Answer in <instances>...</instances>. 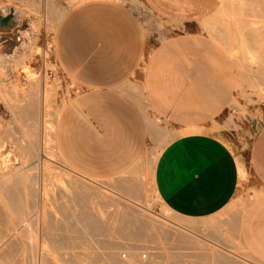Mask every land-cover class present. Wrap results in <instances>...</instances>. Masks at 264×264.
Here are the masks:
<instances>
[{
  "label": "rangeland",
  "instance_id": "obj_1",
  "mask_svg": "<svg viewBox=\"0 0 264 264\" xmlns=\"http://www.w3.org/2000/svg\"><path fill=\"white\" fill-rule=\"evenodd\" d=\"M86 7L113 8L132 21L139 47L131 61H119L116 22L108 18L86 24L92 41L76 61L65 25ZM178 14L199 21L195 38L188 24L173 21ZM167 36L181 46L158 60L164 69L157 72L156 102L148 90L151 42L156 47ZM99 54L108 82L83 76ZM173 81L178 86L170 89ZM0 86V208L9 214L0 209V264H112L110 252L123 242L152 256L151 264H219L225 257L264 264V160L257 153L264 133V0H0ZM91 97L105 109L106 123L95 120ZM37 107L40 141L28 116ZM79 116L94 131L103 168L73 157L69 141ZM191 132L222 137L240 165L234 199L207 218L173 212L155 184L164 149ZM12 183L22 202L15 213L3 192ZM84 205L107 225L105 235L79 219ZM194 221L198 228L189 226ZM56 236L68 246L54 248Z\"/></svg>",
  "mask_w": 264,
  "mask_h": 264
},
{
  "label": "crops",
  "instance_id": "obj_2",
  "mask_svg": "<svg viewBox=\"0 0 264 264\" xmlns=\"http://www.w3.org/2000/svg\"><path fill=\"white\" fill-rule=\"evenodd\" d=\"M106 8L105 10H98L96 7L83 8L80 15L73 14L65 25L68 42L78 49L76 61L87 54L92 41V34L86 24H97L104 18L116 22L113 43L119 61H131L133 50L137 52L139 46L137 43L133 45L132 21L123 12ZM173 21L188 24L192 37L197 36L200 29L198 20L181 19L178 14ZM166 38V41L160 38V44L156 47L155 42H151L154 54L148 63V90L153 97L152 100L156 102L160 101L157 97L161 96L157 84V72L164 69L163 64H159L158 60L163 52L169 50L173 53L179 52L181 46L180 40L168 36ZM103 60L101 54L94 57L91 63L83 68V76L87 80L108 82L110 69L104 67ZM171 69L178 72L180 67L172 64ZM177 82L173 81L170 89L178 86ZM91 98L94 104L91 109L95 120L106 123L108 118L105 109L100 108L96 98ZM119 107L126 109V102H120ZM77 117L69 141L76 163H80L83 167H105L101 150L93 149L96 143L94 131L84 117ZM257 153L264 160V133L257 145ZM240 179L237 156L222 137L209 132H191L176 136L160 155L155 170L156 189L166 206L173 212L190 218H207L223 210L234 199Z\"/></svg>",
  "mask_w": 264,
  "mask_h": 264
},
{
  "label": "bare ground",
  "instance_id": "obj_3",
  "mask_svg": "<svg viewBox=\"0 0 264 264\" xmlns=\"http://www.w3.org/2000/svg\"><path fill=\"white\" fill-rule=\"evenodd\" d=\"M256 21V20H255ZM260 22V21H259ZM1 92H2V90H1V86H0V94H1ZM3 94H4V92H3ZM2 94V95H3ZM44 102V101H43ZM34 107V106H33ZM34 108H36V107H34ZM29 109V113H28V116H29V118L31 119V121H32V123L34 124V127H35V129H34V133H35V131H37L36 130V128L37 129H39V123H38V107H37V109ZM31 127H33L32 125H31ZM40 127H42L41 129H42V134L44 135L45 134V131H46V127H47V125H46V120H45V118H43V120H42V123H41V126ZM29 129H31V128H29ZM32 130V129H31ZM31 130H29V132L31 131ZM28 132V131H27ZM28 132V133H29ZM32 133H33V130L31 131ZM30 132V133H31ZM37 132H39V131H37ZM36 135H37V133H35ZM30 136H31V134H29ZM36 135H34L36 138L35 139H38V141H40V132L38 133V138H37V136ZM30 138V137H29ZM32 142H33V140H32ZM33 144V143H32ZM40 144V143H39ZM39 144H35V145H39ZM33 146V148H34V144L32 145ZM33 152L34 151H36L35 149H33L32 150ZM39 151H40V148H39ZM35 153V152H34ZM36 154V153H35ZM243 172H244V170H243ZM4 176H5V174H4ZM2 177V176H1ZM0 177V178H1ZM3 178V177H2ZM2 180H4V179H2ZM2 180H0V183L2 182ZM245 182V181H244ZM15 183V182H14ZM14 183H12L11 185H8V186H6V189H4V187L5 186H2L3 187V189L5 190H3V192H5V197L7 198H5L7 201H8V203L10 204V206L8 205V204H6V201H4V203L6 204V205H8V207L10 208H12V209H14V210H12V212L14 211V213H15V209L16 210H21V208H22V202H21V199H20V196H19V193H18V191H17V185H15ZM18 183V182H17ZM247 184V183H246ZM1 186V185H0ZM79 186V185H78ZM81 186V185H80ZM80 186H79V188H80ZM242 186H243V184H242ZM1 187V188H2ZM85 188V187H84ZM1 191H2V189H1ZM243 192V191H242ZM4 194V193H3ZM80 194H81V192H80ZM92 194V193H91ZM85 195V194H84ZM3 196V195H2ZM0 197H1V194H0ZM77 197V196H76ZM79 197H81V196H79ZM83 197V196H82ZM86 197V196H85ZM2 198V197H1ZM240 198V197H239ZM77 199H78V197H77ZM82 199V198H81ZM109 199V198H108ZM78 200H80V199H78ZM83 201H84V199H83ZM235 201V200H234ZM243 201V200H242ZM246 201V200H245ZM85 202H86V200H85ZM88 203V202H87ZM82 204H83V202H82ZM1 206H2V204H0ZM66 207V206H65ZM2 208V207H1ZM0 208V209H1ZM6 208H7V206H6ZM61 208V207H60ZM1 211H5V208H4V210L3 209H1ZM131 211V210H130ZM7 212V210L5 211V213ZM11 212V211H10ZM71 212V211H70ZM4 213V212H3ZM67 213H69V212H67ZM0 214L2 215V212H0ZM66 214V213H65ZM78 214V213H77ZM5 215H8L9 216V214H8V212L5 214ZM11 215H12V213H11ZM69 215V214H68ZM97 214L95 213V214H93V211L92 210H90L89 209V207H88V205H84L83 206V210H82V213H80V216H79V219L84 223V225L87 227V228H89V230L91 231V232H97V233H103L102 231H104L105 229H103L104 227H106V226H104L103 227V225H102V223H101V221L99 220V217H97L96 216ZM146 215V214H145ZM71 216V215H70ZM78 216V215H77ZM2 217V216H1ZM12 217V216H11ZM13 218H15V214H14V217ZM68 219H69V217H67ZM153 218V217H152ZM76 219H77V217H76ZM79 219H78V221H79ZM129 219V218H128ZM127 219V220H128ZM170 219V218H169ZM234 219V218H233ZM14 221H15V219H13ZM66 220V219H65ZM126 220V219H125ZM130 220H131V218H130ZM67 221V220H66ZM136 221V220H135ZM72 222V221H71ZM80 222V221H79ZM126 222V221H125ZM132 222V221H131ZM158 222V221H157ZM128 223V222H127ZM126 223V224H127ZM130 223V222H129ZM159 223H161V222H159ZM203 223H205V222H203ZM103 224H105V223H103ZM131 224H133V223H131ZM145 224V223H144ZM134 225V224H133ZM137 225V224H136ZM197 225H199V222H190L189 223V226H191V227H195L196 228V226ZM131 226V225H130ZM139 226V225H138ZM148 226V225H147ZM187 226V225H186ZM122 227V226H121ZM145 227H146V225H145ZM183 227V226H182ZM185 227V226H184ZM12 228V227H11ZM108 228V227H107ZM138 228V227H137ZM140 228H141V225H140ZM147 228V227H146ZM188 228V227H187ZM197 228H198V226H197ZM13 229V228H12ZM139 229V228H138ZM110 230V229H109ZM122 230H125V229H122ZM136 230V229H135ZM185 230V229H184ZM14 231V230H13ZM171 231V230H170ZM7 232H9V230L7 231ZM6 232V233H7ZM108 232L109 231H107V234H108ZM124 232V231H123ZM160 232V231H159ZM166 233H168L167 231H165ZM175 232V231H174ZM183 232V231H182ZM186 232H190V231H187L186 230ZM12 233V232H11ZM10 233V234H11ZM15 233V232H14ZM104 233H106V232H104ZM103 233V234H104ZM122 233V232H121ZM124 233H126V232H124ZM184 233V232H183ZM208 233V232H207ZM9 234V236H11ZM123 234V233H122ZM122 234H121V236H122ZM184 234H186V233H184ZM183 234V235H184ZM14 235V234H13ZM105 235V234H104ZM126 235V234H125ZM135 234H133V233H131V236L133 237ZM139 235V234H138ZM168 234H166V236H167ZM174 235V234H173ZM182 234H181V236H183ZM4 236V235H3ZM8 236V237H9ZM108 236V235H107ZM180 236V237H181ZM189 235H184V237H188ZM109 237V236H108ZM124 237V236H123ZM126 237V236H125ZM168 237V236H167ZM3 238H5V237H3ZM57 238V236L55 237V240H54V242H56L57 241V246L56 245H54L55 247L54 248H56V247H59L60 249L61 248H63V247H65V245H67L66 244V242H67V240L66 239H64V238H62L61 237V239H60V237H59V239H56ZM164 238V237H163ZM183 237H181V239H182ZM167 239V238H166ZM187 239H189V237L187 238ZM4 241V240H3ZM182 241V240H181ZM115 242H116V240H115ZM120 242V241H119ZM184 242L185 243H188L189 241L188 240H186V239H184ZM112 243V242H111ZM121 243V242H120ZM125 242H123V244H124ZM190 243V242H189ZM55 244V243H54ZM114 244V243H113ZM119 244V243H118ZM122 244V243H121ZM122 244V247H119L118 246V248H116L117 249V252H110V259L109 258H107V259H109L110 260V262L112 263V264H151V257H145L144 256V253L145 252H136V251H133L132 250V248L130 247H128V248H125V246ZM10 245V244H9ZM53 245V244H52ZM68 246V245H67ZM107 246V245H106ZM124 246V247H123ZM51 247H53V246H51ZM109 247V246H108ZM207 247V246H206ZM15 249V248H14ZM53 249V248H52ZM58 249V248H57ZM110 249V248H109ZM108 249V250H109ZM116 249H114V250H116ZM134 249H136V247L134 248ZM204 249V248H203ZM111 250H113V249H111ZM139 250V249H138ZM200 250V249H199ZM204 251V250H203ZM206 251V250H205ZM220 251V250H219ZM58 252V251H57ZM202 252V251H201ZM218 252V251H217ZM220 252H223V251H220ZM219 252V253H220ZM206 254H208L207 252H205ZM105 254V253H104ZM107 254V253H106ZM202 254V253H201ZM204 254V253H203ZM205 254V255H206ZM210 254V253H209ZM209 254L207 255V256H209ZM212 254L213 253H211L210 255V257H212L213 259H214V257L212 256ZM217 254V253H216ZM224 254H226V253H224ZM214 255V254H213ZM221 255V254H220ZM106 256V255H105ZM203 256V255H202ZM224 257L226 256V255H223ZM223 256L221 257V258H223ZM230 256V255H229ZM229 256H227L228 258H229ZM236 256V255H235ZM204 257H206V256H204ZM209 257V258H210ZM217 257V256H216ZM220 257V256H219ZM231 257V256H230ZM221 258L219 259L220 261H221ZM244 258V257H243ZM218 259V258H217ZM238 259V258H237ZM153 260V259H152ZM240 260V259H239ZM71 261V260H70ZM155 261V260H154ZM217 260H215V262H216ZM71 262H74V260L73 261H71ZM158 263V262H157ZM219 264L221 263V264H240L239 262H237V261H235V260H233V259H227L226 257L224 258V259H222V261L221 262H218ZM249 263V262H248ZM5 264V263H4ZM211 264H212V262H211Z\"/></svg>",
  "mask_w": 264,
  "mask_h": 264
}]
</instances>
